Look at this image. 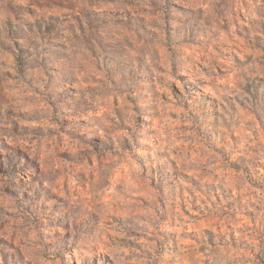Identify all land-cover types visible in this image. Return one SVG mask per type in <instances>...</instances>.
<instances>
[{"label": "rangeland", "instance_id": "obj_1", "mask_svg": "<svg viewBox=\"0 0 264 264\" xmlns=\"http://www.w3.org/2000/svg\"><path fill=\"white\" fill-rule=\"evenodd\" d=\"M0 264H264V0H0Z\"/></svg>", "mask_w": 264, "mask_h": 264}]
</instances>
